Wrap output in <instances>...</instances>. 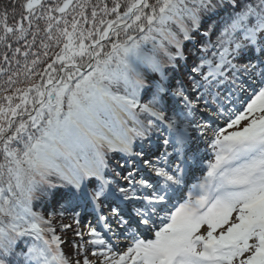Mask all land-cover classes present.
<instances>
[{
    "label": "snow or ice",
    "instance_id": "snow-or-ice-1",
    "mask_svg": "<svg viewBox=\"0 0 264 264\" xmlns=\"http://www.w3.org/2000/svg\"><path fill=\"white\" fill-rule=\"evenodd\" d=\"M0 264H264V0H0Z\"/></svg>",
    "mask_w": 264,
    "mask_h": 264
},
{
    "label": "rangeland",
    "instance_id": "rangeland-1",
    "mask_svg": "<svg viewBox=\"0 0 264 264\" xmlns=\"http://www.w3.org/2000/svg\"><path fill=\"white\" fill-rule=\"evenodd\" d=\"M204 147V145L203 144H201V148H203ZM198 175H199V173H198ZM194 182V181H193ZM88 219H90V217L89 216H85L84 217V220H83V222H82V224H81V227L82 228H85L86 229V227H87V220ZM69 224H73V222L71 221V222H69ZM73 227H75V225H73ZM64 235V234H63ZM66 235L68 236V237H70V236H72L73 235V233L72 232H70V231H68L67 233H66ZM142 238H144V239H149V238H153V235H152V233H143L142 234ZM66 246H69L70 247V245H66Z\"/></svg>",
    "mask_w": 264,
    "mask_h": 264
},
{
    "label": "trees",
    "instance_id": "trees-1",
    "mask_svg": "<svg viewBox=\"0 0 264 264\" xmlns=\"http://www.w3.org/2000/svg\"><path fill=\"white\" fill-rule=\"evenodd\" d=\"M186 47L191 48L192 45L191 44H188ZM116 159H119V157L117 156ZM71 221L73 222L71 216H68V217L63 218V223H65V224H69V222H71ZM58 232H59V229H58ZM61 235H63V233H61ZM70 237H72V236H70ZM63 247H64V251L66 253H71L73 251V249H72L71 246L69 247V246L64 245Z\"/></svg>",
    "mask_w": 264,
    "mask_h": 264
},
{
    "label": "bare ground",
    "instance_id": "bare-ground-1",
    "mask_svg": "<svg viewBox=\"0 0 264 264\" xmlns=\"http://www.w3.org/2000/svg\"><path fill=\"white\" fill-rule=\"evenodd\" d=\"M124 247H126V245Z\"/></svg>",
    "mask_w": 264,
    "mask_h": 264
}]
</instances>
